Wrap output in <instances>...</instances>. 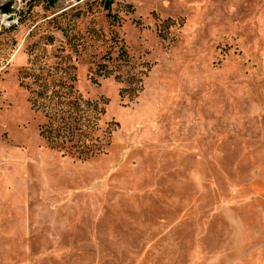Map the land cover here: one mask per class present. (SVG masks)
<instances>
[{
	"label": "rangeland",
	"instance_id": "374dc122",
	"mask_svg": "<svg viewBox=\"0 0 264 264\" xmlns=\"http://www.w3.org/2000/svg\"><path fill=\"white\" fill-rule=\"evenodd\" d=\"M72 75L85 159L28 101ZM0 264H264V0H0Z\"/></svg>",
	"mask_w": 264,
	"mask_h": 264
},
{
	"label": "trees",
	"instance_id": "16d2710c",
	"mask_svg": "<svg viewBox=\"0 0 264 264\" xmlns=\"http://www.w3.org/2000/svg\"><path fill=\"white\" fill-rule=\"evenodd\" d=\"M122 65L128 64L129 57L123 48L116 58ZM103 76L112 75V70L104 66ZM115 79L127 82L131 91L140 89V80L134 75H116ZM37 89L29 91L31 108L43 114L46 122L40 126L39 135L46 143L64 155L85 159L103 152L107 143L103 136L96 135L98 121L104 114L103 105L83 100L74 90L75 77L72 75L52 87L39 78Z\"/></svg>",
	"mask_w": 264,
	"mask_h": 264
}]
</instances>
